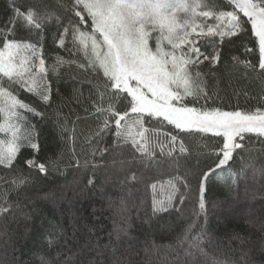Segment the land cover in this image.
Returning <instances> with one entry per match:
<instances>
[{
  "label": "snow or ice",
  "instance_id": "snow-or-ice-1",
  "mask_svg": "<svg viewBox=\"0 0 264 264\" xmlns=\"http://www.w3.org/2000/svg\"><path fill=\"white\" fill-rule=\"evenodd\" d=\"M205 8L208 10H202ZM12 9V15L0 26V116L4 118L0 122V132L10 134L7 141H0V166L10 172L19 171L15 162L22 147H30L34 152L40 150L37 130L25 125L20 110L42 118L45 115L18 99L20 92L35 95L45 108L52 107V78L59 77L62 67L72 68L73 65L74 72L84 70L82 74L74 75L73 80L90 85L89 99L92 101V111L84 106L85 116L78 115L77 120L94 118L97 121L96 127L84 137L85 142L90 146L93 142L97 145L92 147L93 157L99 156L103 160L105 153H110L111 164L106 167L114 169L113 176L119 184L141 179L134 170L138 165L145 169L155 168L157 172L183 168V176L173 175L166 182L168 195L165 199L157 200L154 196V215L173 208L177 197L182 205L185 195L181 185L189 189L188 177L193 176L198 178V204L206 219L205 192L209 176L229 161L235 162L234 154L250 153L253 136L264 147V0H207V3L203 0H56L55 9L46 0H35L26 9L16 6L12 0ZM50 24H55L57 29L54 45L67 52L68 58L56 54L53 63L46 65L43 52L36 44L16 37L18 30L22 29L42 38ZM214 37H219V43L212 39ZM225 37L229 38L227 42L230 44L239 39L245 53H254L258 48V65L232 57L234 62L252 72H256L258 66L261 87L253 97L259 102L255 109L229 105L232 110H225L208 103L213 94L207 91L206 73L200 70V66L207 61L209 71L216 68ZM202 38H207L206 43L212 46L211 52L201 47ZM79 50L84 52L87 63L76 58ZM73 93L76 102L83 104V93L76 88ZM243 94L252 95L249 91ZM55 117L61 139L64 140L67 133V140L75 142L78 139L76 122L73 121L71 130L67 117L61 122L60 105L55 107ZM113 118L114 131L110 127ZM152 120L160 125L166 122L189 136L210 133L222 138L214 145L215 167L209 166L207 171L186 167V161L191 158L190 154L185 156L189 149L178 134L171 133L166 135L170 136L173 148L165 152L164 145L159 144L163 158L156 159L157 142L146 135L149 130L145 128V123ZM109 133L112 134L111 145L98 147ZM177 140H181L179 156L174 157ZM129 144L131 147L126 148ZM24 163L31 169H38L40 174L46 175L50 168L58 170L56 160L45 164L33 158ZM89 166L95 174L102 164L85 160L83 167ZM121 174H124L123 178ZM232 175L229 172V176ZM26 182L23 176H15L12 180L16 188ZM88 184L95 188L94 178H90ZM151 187L155 191L157 185ZM3 201H7L6 194H3ZM5 202H0V216H6L12 209V205L5 206ZM176 210L181 209L177 206ZM261 229L264 231V225ZM191 230L192 225H189L183 237L178 238L180 243L188 241L190 249L195 248L207 255L201 246L203 229L190 240ZM234 238L242 246L250 245L247 251L241 248L239 264H257L252 250L258 246L259 254L264 255V235L254 242L250 238ZM52 243L49 241L50 245ZM109 247L86 244L78 255V264H106L97 256L103 255ZM97 249V256L89 255ZM118 251V248L111 247L110 264H131L126 255H116ZM41 264H51V261L41 257ZM214 264H237V261L225 259L214 261Z\"/></svg>",
  "mask_w": 264,
  "mask_h": 264
},
{
  "label": "trees",
  "instance_id": "trees-1",
  "mask_svg": "<svg viewBox=\"0 0 264 264\" xmlns=\"http://www.w3.org/2000/svg\"><path fill=\"white\" fill-rule=\"evenodd\" d=\"M34 2L35 0H15L16 6L25 9ZM203 2L207 3V0ZM46 3L53 9L56 8V0H46ZM12 11V0H0V26L12 15ZM180 15L183 16V13ZM199 22L198 19L197 23ZM56 32L55 24H50L42 38L35 34L30 35L22 29L18 30L16 38L36 44L43 52L46 65H51L56 54L68 58V53L53 43ZM212 39L219 43V37ZM228 39L225 37L221 46L222 56L216 68L209 71L207 61L200 66V70L206 73L204 79L207 91L213 94L208 103L225 110H232L229 105L255 109L259 102L253 97L261 87L258 66L256 72H252L242 64L234 62L232 57L247 59L258 65V48L254 53H245L239 39H235L231 44L227 42ZM206 40L207 38L201 39V47L211 52L212 46L207 44ZM248 46L252 47L251 44ZM76 58L87 63L82 50L77 51ZM73 69L75 65L72 68L64 66L59 70V77L52 78V107L45 108L35 95L24 91L18 96V99L36 107L45 115L42 118L20 110L25 117V125L36 128L40 150L34 152L30 147H22L15 162L19 171L10 172L0 166V202H5L3 194H6L5 206L12 205L6 216H0V264H41V257L50 260L51 264H65V261L78 264V255L86 244H98L99 248L110 245L103 255L97 256L99 249L89 253L106 264H110L111 247L119 249L116 255L124 254L130 258L131 264H196L193 256L196 249H190L188 241L180 243L178 239L183 237L189 225H192L190 240L203 229L201 246L206 253L210 248L207 241L211 239L221 245V252L229 253L228 258L223 260H236L239 264L241 248L247 251L250 245L246 243L242 246L234 237L250 238L254 242L264 235V231L260 227L257 228L260 224L256 226L249 217H225L214 213L212 208L232 198H248L256 187H262L264 190V147L256 137H252L250 153L237 150L241 154H234L235 162L229 161L207 179L206 219L198 204V178L193 176L188 177L191 186L189 189H184L181 185V191L185 195L184 203L181 205L177 197L173 201V208L154 215V196L157 200L165 199L168 195L166 182L173 175L183 176V168L157 172L155 168L145 169L138 165L135 171L141 179L124 185L119 184L113 176L114 169L106 167L111 164L110 153H105L103 160L99 156L93 157L92 147L97 145L93 142L90 146L85 142L84 137L90 129L96 127L97 121L94 118L77 120L78 115L85 116L84 106H88L92 111V101L89 99L90 85L73 80L74 75L82 74L84 70L74 72ZM91 75L94 77V74ZM74 88L83 93V104H78L73 98ZM244 91H249L252 95L245 96ZM200 103L203 104L204 101L201 100ZM106 104L107 101L105 106ZM57 105L61 106V122L67 117L70 130L73 129V121L76 122L75 132L78 139L75 142L67 140V133L65 139H61L56 126ZM2 120L3 116H0V122ZM110 127L115 130L114 118L110 120ZM145 128L149 130L146 135L157 142L156 159L163 158L159 144L164 145L165 152L173 148L170 136L166 135L171 133L178 134L189 149L185 156L190 154L191 158L186 161V167L194 171H207L209 166L215 167L214 145L222 141V138L213 137L210 133L189 136L178 132L166 122L160 125L155 120L146 122ZM5 137L9 139L10 134H5ZM111 141L112 134L109 133L99 142L98 147L111 145ZM180 143L181 140L175 142L174 157L179 156ZM130 147V144L126 146ZM136 155L139 157V153ZM33 158L38 163L45 164L56 160L58 170L50 168L46 175L40 174L38 169H31L24 163ZM77 160L80 161L79 164ZM85 160H92L102 166L96 169L94 174L91 166L83 167ZM229 172L233 175L229 176ZM123 175L121 174V178ZM15 176H23L27 182L16 188L12 184ZM90 178H94L95 188L88 184ZM153 184L157 185L155 191L151 187ZM252 203L257 204L258 201ZM177 206L180 211L176 210ZM49 241L53 243L50 245ZM184 253L188 254L187 260L183 259ZM252 256L257 264L264 261V255L259 254L258 246L253 247Z\"/></svg>",
  "mask_w": 264,
  "mask_h": 264
},
{
  "label": "rangeland",
  "instance_id": "rangeland-1",
  "mask_svg": "<svg viewBox=\"0 0 264 264\" xmlns=\"http://www.w3.org/2000/svg\"><path fill=\"white\" fill-rule=\"evenodd\" d=\"M6 138L7 137H5V133L0 135V141H7L8 139ZM256 188L257 189L250 192L248 198H232L230 200L223 201L221 204L216 206L214 205L212 211L216 214L224 215L225 217H249L248 219H251L253 223L255 222L256 226L260 224V226H257V228H261V226L264 225V190L262 187ZM254 199L258 201L257 204L252 203L255 201ZM207 244H210L207 255H202L197 250L194 252L193 256L195 257L196 264H214V261H223V258H226L229 255L227 251L221 252V245H219L217 242H214V240L208 239ZM183 256V259L187 260L188 254L184 253Z\"/></svg>",
  "mask_w": 264,
  "mask_h": 264
}]
</instances>
